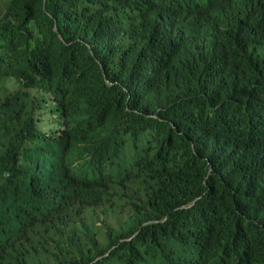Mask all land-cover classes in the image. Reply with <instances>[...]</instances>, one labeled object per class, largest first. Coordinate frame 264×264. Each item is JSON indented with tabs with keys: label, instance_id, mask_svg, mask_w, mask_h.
<instances>
[{
	"label": "trees",
	"instance_id": "16d2710c",
	"mask_svg": "<svg viewBox=\"0 0 264 264\" xmlns=\"http://www.w3.org/2000/svg\"><path fill=\"white\" fill-rule=\"evenodd\" d=\"M0 264H264V0H0Z\"/></svg>",
	"mask_w": 264,
	"mask_h": 264
}]
</instances>
